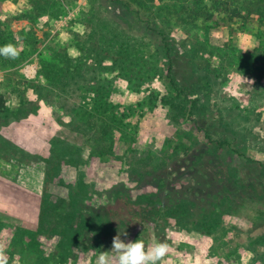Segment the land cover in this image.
<instances>
[{
  "label": "rangeland",
  "instance_id": "1",
  "mask_svg": "<svg viewBox=\"0 0 264 264\" xmlns=\"http://www.w3.org/2000/svg\"><path fill=\"white\" fill-rule=\"evenodd\" d=\"M7 43L9 264H96L118 234L264 264V0H0Z\"/></svg>",
  "mask_w": 264,
  "mask_h": 264
},
{
  "label": "clouds",
  "instance_id": "2",
  "mask_svg": "<svg viewBox=\"0 0 264 264\" xmlns=\"http://www.w3.org/2000/svg\"><path fill=\"white\" fill-rule=\"evenodd\" d=\"M19 55L13 43L0 46V56L5 59L15 60ZM169 251V244L166 242L146 246L141 239L125 242L118 234L113 238L111 250L102 252L97 257L96 264H164ZM0 264H9L6 246L2 242H0Z\"/></svg>",
  "mask_w": 264,
  "mask_h": 264
},
{
  "label": "trees",
  "instance_id": "3",
  "mask_svg": "<svg viewBox=\"0 0 264 264\" xmlns=\"http://www.w3.org/2000/svg\"><path fill=\"white\" fill-rule=\"evenodd\" d=\"M207 16V18H210L211 17V15H206ZM168 47H167V51H168V53L170 54V52H171V50H172V48L169 46V45H167ZM177 59V58H176ZM178 61L177 60H174L173 59V57L172 56H170V68H169V72H171L172 74H174V76H173V79H174V77H176V63H177ZM176 64V65H175ZM65 220H67L69 223H72V221H73V218H72V215H70V214H67V216H66V218H65ZM73 224V223H72Z\"/></svg>",
  "mask_w": 264,
  "mask_h": 264
}]
</instances>
